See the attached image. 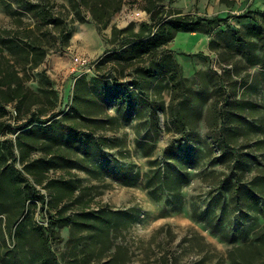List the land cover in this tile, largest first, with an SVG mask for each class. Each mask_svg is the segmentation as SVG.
I'll list each match as a JSON object with an SVG mask.
<instances>
[{"label": "rangeland", "instance_id": "1", "mask_svg": "<svg viewBox=\"0 0 264 264\" xmlns=\"http://www.w3.org/2000/svg\"><path fill=\"white\" fill-rule=\"evenodd\" d=\"M129 1L156 23L195 16ZM46 2L58 28L32 8ZM251 6L150 47L131 42L139 22L97 24L77 0H0V27L30 25L47 47L33 69L9 57L29 91L0 117V264H264V9Z\"/></svg>", "mask_w": 264, "mask_h": 264}, {"label": "trees", "instance_id": "2", "mask_svg": "<svg viewBox=\"0 0 264 264\" xmlns=\"http://www.w3.org/2000/svg\"><path fill=\"white\" fill-rule=\"evenodd\" d=\"M150 5H154V0H149ZM122 0H77V6H85L88 7L94 21L99 24H106L108 18L116 13L121 6ZM53 4L41 3V4H32V8L37 12L38 18L40 22L44 25L51 24L52 26H58L61 23V18L56 14L54 16ZM148 12H150V21L141 22L140 27H146L147 33L146 35H142L141 33H136L134 35V39L132 44L140 43L145 37L152 38V45L150 47H155L157 45L164 44L173 38L174 33L176 32H193L199 31L203 33L210 32L212 28L217 25L219 22L225 20L223 17H210L205 18L204 16H192L190 14H170L165 18L162 22H154L152 11L149 8H145ZM244 17H248V15H244ZM55 26V28H56ZM156 27L154 30L153 28ZM206 32H205V31ZM33 27L30 25L18 27H14L12 29L2 28L0 27V38L1 41L5 40V42H10L8 50L10 51V56H6L4 54L5 45L1 43L0 46V117L6 114L5 105L10 104L13 101L21 102L23 98L27 96V92L29 89L24 85V79L26 77L25 71H23V75L20 74L19 69L10 61L13 55L18 56V61H22V69L25 70L33 69L38 66L44 59L45 54L47 53V47H44L42 43H39L37 40L29 41L30 37H33ZM58 37L62 42L65 41L68 37V31H65V28L61 25L58 29ZM112 33L114 37L117 39L127 38L126 28H112ZM33 44V45H31ZM109 50H105L104 54L99 58L96 62L97 65L101 61H103L106 57L114 56L117 50L113 49L112 54L110 55ZM9 57H11L9 59ZM131 56H128L125 59H129ZM29 172V171H28ZM35 198L40 202H44V194L41 192L33 193ZM36 206V203H33ZM90 209L98 210V207L91 204ZM56 216L50 220L48 225H44L42 229L44 231L50 230V234L47 233L44 236V239L48 241L51 239V232L53 230V222H58L61 225L65 224L66 216L62 214L55 213Z\"/></svg>", "mask_w": 264, "mask_h": 264}, {"label": "crops", "instance_id": "3", "mask_svg": "<svg viewBox=\"0 0 264 264\" xmlns=\"http://www.w3.org/2000/svg\"><path fill=\"white\" fill-rule=\"evenodd\" d=\"M182 1V2H181ZM241 1L247 0H238L240 3ZM238 2H234L233 6H226V3L220 2V0H178V5L180 9H184V12H191L194 13L195 16H203V14L207 15H217L222 16L223 14L226 15L227 12L234 13L237 11V4ZM251 3L252 9L260 8L264 9V0H249ZM228 8H230L228 10ZM219 9V10H218ZM188 37H208L203 32L193 31V32H186Z\"/></svg>", "mask_w": 264, "mask_h": 264}, {"label": "built area", "instance_id": "4", "mask_svg": "<svg viewBox=\"0 0 264 264\" xmlns=\"http://www.w3.org/2000/svg\"><path fill=\"white\" fill-rule=\"evenodd\" d=\"M123 1L124 3L125 1H127V3L126 4L123 3L120 9L116 12V17L118 20L120 19L124 23L132 22V21H135L137 23L150 21V12H148L145 9H138L137 7L134 6L133 3H130L129 0H123ZM155 28L156 27H154L153 30ZM72 63L73 65L87 64L86 60H83L82 58L79 57H73ZM71 70L74 71L75 68L72 67Z\"/></svg>", "mask_w": 264, "mask_h": 264}]
</instances>
